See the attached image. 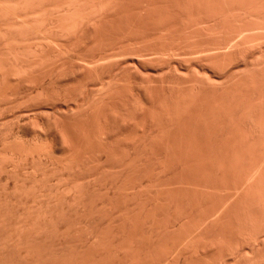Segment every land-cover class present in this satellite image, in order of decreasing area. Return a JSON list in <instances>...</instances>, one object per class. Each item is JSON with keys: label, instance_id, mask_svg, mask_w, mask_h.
<instances>
[{"label": "bare ground", "instance_id": "1", "mask_svg": "<svg viewBox=\"0 0 264 264\" xmlns=\"http://www.w3.org/2000/svg\"><path fill=\"white\" fill-rule=\"evenodd\" d=\"M64 1L0 0V43L19 39L5 38L8 52L0 45V82L9 85L0 92L13 88L0 100L24 109L21 122L44 115L47 127L37 116L26 127L55 130L65 151L95 141L103 150L84 152L77 173L112 177L139 214L105 211L119 222L110 259L264 264V0ZM70 90L74 103L63 100ZM5 100L0 114L10 116ZM20 132L9 135L21 145L45 143ZM153 199L163 204L150 213Z\"/></svg>", "mask_w": 264, "mask_h": 264}, {"label": "rangeland", "instance_id": "2", "mask_svg": "<svg viewBox=\"0 0 264 264\" xmlns=\"http://www.w3.org/2000/svg\"><path fill=\"white\" fill-rule=\"evenodd\" d=\"M57 1L58 0H52V3L56 4L55 2ZM68 1L71 3L74 0L71 1L65 0L64 2L69 3ZM3 24L1 26H3ZM54 25H53L54 26L53 29L56 28V24ZM5 38H8L10 43L12 42V40H14L15 42L19 41L18 38H17L18 40H16L12 36H11L12 38L11 41H10V37H7V35H5ZM5 38L1 41L0 45L3 44V41L4 44L8 41ZM20 41L22 42V40ZM9 42L5 44V47L3 48V49L6 48V51L8 48L7 46L13 45L12 44L13 42L11 43L12 45L9 44ZM21 44L23 45V42ZM14 45H19V42ZM8 50L12 51L13 49L11 50V48H9ZM16 50L20 51L19 48H16ZM3 53H4L3 50L0 51V55H2V57H3ZM4 56H6V53L4 54ZM4 80L5 79H3V81ZM0 81H2V79ZM4 82H6L5 84L2 82L4 85L6 84L8 85L7 83L8 81H4ZM10 85H12L11 82ZM16 85L14 84L15 88H17ZM8 86L7 87L1 86L3 87L1 90L5 89L4 87L7 88L6 90H8L9 89ZM71 87L73 88L74 86ZM18 89L19 87L17 88V90ZM6 90L3 91L6 92ZM9 90L13 91V88L12 90L11 89ZM10 91H8V94L6 93V96L9 95ZM22 91L18 90L19 93L18 95H20ZM2 92H0L1 95H3L4 93ZM72 92L73 90H70L69 95L63 98V100L70 103H74L75 96L72 95ZM3 100L5 99H2L0 101ZM5 102L7 103L8 101L5 100L3 103ZM12 104L15 105L16 103L15 104L12 103ZM20 104H18V106ZM3 105L5 111L7 110L6 111L7 113L10 112L8 111L9 109L11 110L12 108L13 110L14 107H17V106L12 107L13 105H11V103H7V105L6 104ZM5 105L7 107L9 106V108L6 109ZM0 106L2 107L1 109L3 110V106L2 105ZM14 109H15L14 111L15 113H13V111L10 112L11 113L10 116L13 115L11 116L12 120L8 115L9 113L6 115L2 111L1 112L2 114H0V129L5 130L6 128V131L4 132L3 130V133L8 132L12 136L13 134H17V132L19 134L21 130V132L23 131L25 133L26 139L28 141L31 137L34 138V136L36 137L39 134H44L41 136V138L46 143V146L43 147L45 149H43L41 152L39 151L37 152V150L41 149V147L39 149L38 148L39 146L37 145L39 141L42 144H45L42 142V140L36 141L38 143L35 144L36 146L35 148L34 141L36 140V138L33 140L34 143L32 142L33 145L29 144L31 141L28 142L27 144L26 140L23 137L24 133L20 132V135H22L20 138L22 137L23 138L22 139L19 138L22 141L24 140L23 145H21L22 142L21 143L20 141L17 142L19 137L18 135L16 139V138H12L8 133H6L8 134L6 136L8 138L6 139L5 136H3L5 138L4 139L0 134L1 136L0 138L3 139V140L1 139L0 141V264H73L75 261L76 264H104V263L107 264V262L108 264H115V261H112L115 260L114 251L116 250L115 249L116 242H114L115 240L113 238L117 235V231H118L117 228L119 227L118 226L119 222L116 221L118 220V217L114 216L115 213H112L114 217V219L112 218V220L115 221L114 222L111 221L110 224L107 221V219H111V216L110 218L106 217L105 211H107L108 207L112 208L110 206H113L116 207L115 208L116 211L115 210L114 211L117 212L118 216L121 215L123 216L128 214V217H134L133 220L139 217V214H136V211L132 212L131 209L129 211L128 209L129 206L127 208L126 207L127 205L125 207L126 210L128 209V211L125 210L124 207L125 205L124 203L126 202L125 199L127 198L129 200V198L128 197H124L125 199L119 198L120 195L119 196L116 195L120 193V190L119 189L117 190L113 184L110 186L109 180L113 179L112 177L105 178L103 176L104 177L103 178L99 176H95V177L92 176V178H90L86 176L84 177V174H82L83 175L82 177L81 173H77L78 171L82 172L81 168L84 166V165L82 166L81 164L83 159L80 160L81 158H83V156L86 157V155L83 154H85L86 152H90L93 149L101 150L99 148L98 143L95 141L85 147L84 145H82L83 147L81 150V148H77L80 147V145H78L79 142L77 144L76 141L75 146L78 145L76 147L77 148L76 150H74L75 148L74 147L72 151L71 150L65 151L67 149L63 145V142L60 141L61 140L60 137L57 136L58 132H55V130L54 132L52 131L51 133L50 129L46 130L47 128L46 129L43 128L45 126L41 127L42 130L45 129L44 131L50 130L49 131L51 133L50 134L44 131H42L43 132L42 133L40 131L41 130L40 128H39L40 130L34 128L37 131L39 130L41 132L38 134L33 129H30V127H28L29 125L27 126L29 129L26 127L27 124H25L24 122H27L30 125L32 124V126H36V122L38 118H39L38 120L39 124L37 125L41 126L43 123H45L43 122L44 115L43 117L41 116L42 118H40L39 116H37L40 113L34 115L33 112H31L32 115H30L31 113L29 112V114L26 115L24 112L25 115L21 117H26L29 115L34 116V118L33 117L30 118L35 123V125H33L34 124L33 122L30 121L29 123L27 121L29 117H26L25 119L22 118L23 119L22 121L28 118L24 122L20 121L21 118L20 115L18 114L19 113L22 114L24 109L20 110L22 112H19L18 114L16 113L19 110H17L16 112V108ZM14 114L18 116L17 118L19 119L18 122L20 124L17 122ZM35 116H37L38 118L36 117L37 118L36 119ZM47 116L50 117V115L47 114L46 118H48ZM53 116H56L54 110L52 111V120L48 118L51 120L52 125L54 122ZM13 117L15 118L18 124L14 123L15 120H13ZM48 124H50V121L46 124V127L48 126ZM20 126L22 127L25 126L26 129L25 127L20 128ZM30 130H33L35 132L33 136L31 135L32 131ZM38 137L39 139H41L40 136ZM76 138L77 137L75 136V139ZM59 142L60 144H58ZM61 145L63 146L61 147ZM80 152H82V154ZM47 154H50L49 156H51L52 159L47 157L48 156ZM99 156L101 158L99 165H102L105 156L103 154H100ZM37 157H39L38 158L39 161H35L37 160ZM33 161L39 164L40 168L37 166V164L33 163ZM79 163L81 164L82 167L79 165ZM105 163L106 161L104 162V164ZM33 164L35 165L33 166ZM76 166L78 168L80 167L81 168L78 169L76 168ZM111 167L112 168H110L109 170L115 172L117 167H113V166ZM65 168L67 170L71 168L72 170L70 169L69 173L71 175L73 173V176H70V174L68 175V172ZM77 169L78 171H76ZM79 174L81 175V177ZM96 177L99 180L98 179L96 180L95 179ZM130 181L131 179L126 180V182H130ZM145 182L146 181H144V179H142L140 182L141 191L144 192H146L145 191L146 188L145 186H143L146 185ZM70 187H73L71 188V191H70ZM164 187H166V185H164ZM164 187L163 189H165ZM126 192L131 193L132 191L130 192L129 190H127ZM120 194L121 196L123 195L122 192ZM117 196L118 199L116 198ZM152 197L155 196L152 195ZM155 199H153V201ZM155 202H157L156 205ZM126 204H131V201L129 203L127 202ZM152 204L155 206L151 208V206L149 205L151 208L150 213H152L160 205L162 206L163 201L156 200ZM76 208L79 210H77ZM146 209H148V206L146 207ZM100 215L106 218L103 219V217H101ZM100 217L102 219H100ZM125 226H127L126 229H129L127 224H125ZM127 233L128 234L131 233V230ZM127 238H128L127 242H129L131 240L130 239L131 237L127 236ZM102 253L104 256L103 260L101 259V257L99 258V255L101 256Z\"/></svg>", "mask_w": 264, "mask_h": 264}]
</instances>
